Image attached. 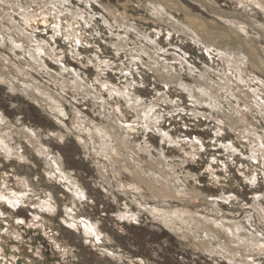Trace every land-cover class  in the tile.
<instances>
[{
  "label": "bare ground",
  "instance_id": "6f19581e",
  "mask_svg": "<svg viewBox=\"0 0 264 264\" xmlns=\"http://www.w3.org/2000/svg\"><path fill=\"white\" fill-rule=\"evenodd\" d=\"M75 1L82 3V7L87 11H94L92 10L93 6L98 10L101 9L100 11L103 10L105 16L100 13L86 14L78 7L73 11L72 6L66 8V5L69 4L67 0H0V49L9 50L13 56L17 51H21L29 59L20 60L18 58L17 64L0 50V85H4L13 94H22L30 102L38 105L45 114L54 118L60 127L75 137L79 147L88 153L87 157L91 156L90 158L96 162L98 175L108 188H115L116 192L118 191L125 197L131 196V201L138 211L133 212L130 205L127 206L126 210L117 216L116 220H119L120 223L138 225L141 222L140 218L146 214L154 224L163 226L176 236L181 241V245L201 252L204 258L219 257L229 264H262L260 260L264 259V237L252 226L250 218L253 215H250V218L245 217L243 222L228 218L219 208L218 200L203 197L193 187L192 189L187 188L188 179L194 177L189 173L180 177L181 174H178L176 170L177 164L168 160L163 148L158 151L157 159H154L150 153L152 147L148 145L149 142L143 141V144L135 145V141H132L133 133L138 134L139 130L131 124L126 125L128 120L123 123L122 118H116L112 113L105 115L104 112L107 110L104 107L106 105L104 99L87 86L86 81L78 77L77 74L69 73L73 76L71 82L64 80L60 74L46 72L44 75L51 78L54 84L60 83L63 91L64 88H67L68 91L72 90V92L82 95L83 98L90 99L93 103L101 101L99 115L104 120L102 123L95 124L90 120H85L76 109L68 108L59 94L40 86L34 80L32 72H43L46 64L44 58L49 57L57 62L52 56L54 53L48 44L38 40L37 31L52 28L53 35L65 33L66 37L71 38L72 43L74 41L78 47L82 43L81 29L84 26H89L92 21H95V16L99 15L103 21L102 24L116 40L113 44L114 51L126 53L132 61L140 62L141 65L155 73L167 88L174 85L180 90L186 91L188 98L194 104L199 107L205 106L211 113L219 117L216 119L218 127L226 125L231 130L238 132V136L242 137L245 142H251L252 159L254 162L262 161V166H264V133L259 135L256 128L244 121V114L241 112L239 104L242 101L244 112L250 113L251 116L254 112L264 123V46L256 47L249 38V33L252 32L253 35L264 40V22L258 20L259 16L264 19V0H229L235 9H238V11L231 12L221 10L214 0H190L193 4L209 10L211 19L201 13H193V10L186 7L180 0H116V4H112L109 0L104 3L102 0ZM134 6L147 11L151 25L167 26V39L172 34L180 35L187 38L195 48L212 60L211 62L214 63V57H216L221 62V70L217 71V75H215L216 80H212L208 72L199 74L198 79L193 81L194 86L178 79L180 77L176 74L175 69L168 66L158 54L162 51L161 39L158 35H163L164 29H156V37L146 34L147 32L139 28L138 24L131 22L133 16L129 12L135 13L138 10ZM114 30L117 32H113ZM152 37L154 38L151 39ZM131 43L137 45L135 49L132 48L133 50L128 48ZM244 53H247L248 62ZM144 57L148 63L144 62ZM178 60L181 62L180 65L185 62L180 58ZM100 65L102 67V64ZM194 70L193 67L189 68L188 74L191 75ZM61 71L67 70L63 67ZM254 73L258 75L256 76ZM259 73L263 75L261 76ZM98 80L101 89H105L109 96L115 95L116 99L124 101L125 108L135 115V124H139L145 136L148 132L156 129L155 124L161 117L156 115L155 110L157 109L154 110V105H146L137 95L135 96L127 89L124 91L111 86L110 83H102L103 80ZM130 86L132 85L127 84V87ZM231 98L236 99L235 106L229 101ZM223 99L228 101L231 112L223 111L221 102ZM118 113L121 114V111L118 110ZM65 119L70 120V127L64 123ZM153 122L155 123L152 125ZM157 132L161 142L172 143L169 134L162 130ZM18 136L30 144L32 151L40 160L44 161L47 166L45 177L50 181L59 182L65 192L72 195L67 194L65 197L69 202L71 200L70 203H73V206H77L78 203L81 205L87 199V193L74 182L69 172L65 171L66 168L61 158L50 156L49 149L41 145L39 133L29 128L17 130L7 118L0 114V154L7 159L27 162V157L21 150L19 151L20 148H18L16 140ZM55 138L61 142L65 141L63 134H55ZM190 146L195 147L193 144ZM232 147L233 145L228 149H232ZM142 154H145L147 158H143ZM125 178H128L129 181H124ZM25 185V183L21 184L20 189L21 187L24 189ZM24 196L16 195L14 191L10 190L5 194L0 190V203L4 201L12 210H16L17 206L22 203L21 197ZM193 198L205 201L209 207L204 208L202 213L190 209V201ZM219 199L220 201L228 200L224 196ZM147 201L153 202V205L146 204ZM174 203L180 206H174ZM36 208L41 211L47 210L48 214H53L56 210L50 201L37 202ZM252 209L264 226V210L260 206H252ZM74 213L73 208L65 207L62 212L63 223L77 231L78 234L75 233L79 238L95 247L104 261L110 260L116 264L123 260L118 252L111 250L114 243L110 237L103 235L98 224L88 218L80 219ZM0 216H2L1 210ZM46 247L49 252L52 250L56 255L58 252L63 257L67 255L65 247L57 241L51 247ZM2 255L3 253L0 252V258L3 259L0 260V264H18L13 257L8 259ZM13 256L15 255L13 254ZM27 257L32 260L29 264L40 263V260L34 259L32 255ZM139 264H146V262L140 259Z\"/></svg>",
  "mask_w": 264,
  "mask_h": 264
},
{
  "label": "rangeland",
  "instance_id": "374dc122",
  "mask_svg": "<svg viewBox=\"0 0 264 264\" xmlns=\"http://www.w3.org/2000/svg\"><path fill=\"white\" fill-rule=\"evenodd\" d=\"M105 1L102 0L103 3ZM109 1L112 4H116V0ZM180 1H183L186 7L193 10V13H201L207 18H212L209 10L193 4L190 0ZM67 2L70 5L67 4L66 8L72 6L73 11L78 7L85 11L86 14L100 13V15L105 16L103 10L100 11L101 9L98 10L94 6L92 9L94 11H87L82 7V3H78L75 0H67ZM214 2L225 12L238 11L229 0H214ZM134 8L138 9V6H134ZM129 14L133 16V21L131 22L138 24L139 28L147 32L146 34L153 36L156 34V29H164L163 35H158L161 39L160 47L162 48V51L158 52V54L168 66H172L175 69L176 74L180 77L178 79L182 80V82L184 81L183 83L186 82L194 86L193 81L197 80L205 72L209 73L212 80H216L215 75H217V71L221 70V62L216 57H214V63L211 62L212 60L195 48L187 38H183L180 35L172 34L167 39L166 31L168 27H160L156 24L151 25L150 16H148L145 9L140 8L135 13L129 12ZM175 16L178 18L176 13ZM94 20L89 26H84L81 29L80 32L82 34H79L82 43L78 47H76L74 41L72 43L71 38L66 37L65 33L62 35L57 34V36L53 35L54 31L52 28H48L45 31H37L38 40L48 44V47L54 53L52 56L57 62L49 57L44 58L45 69L43 72H32L34 80L40 86L50 89L55 94H59L66 106L70 109H76L85 120H90L95 124L102 123L104 120L99 115L100 106L102 105L101 101L93 103L90 99L83 98L82 95H78L72 90L68 91L67 88H64L63 91L60 83L54 84L51 78L44 75L46 72L56 75L60 74V77H64V80L71 82L73 76L69 73L77 74L78 77L86 81L87 86L104 99L102 100L105 101L106 105L104 107L107 110L104 112L105 115L112 113L116 118H122L123 123L128 120L129 123L127 122L126 125L131 124L139 130L138 134L133 133L134 138L132 141H135V145H141L143 141L149 142L148 145L152 147L150 153L154 159H157L158 151L163 148L168 160L177 164L178 168L176 170L178 174H181L180 177H183L182 175L186 173L194 177L188 179L189 186L187 185V188L192 189L193 187L203 197H209L210 200H218L219 208L228 218H234L237 221L242 220L243 222L245 217L250 218V215H253L250 218V222L256 231L264 237V226L252 209V206H260L264 210V166H262V161L254 162L252 159L251 142H245L242 137L238 136V132L231 130L226 125L218 127L219 124L216 119H219V117L211 113L205 106L201 105L199 107L194 104L188 98L186 91L184 92L174 85L167 88L160 82L155 73L141 65L140 62L132 61L131 57L126 53L114 51L113 44L116 40L112 38L105 25L102 24L103 21L99 15L95 16ZM258 20L264 22L261 16L258 17ZM113 32L117 31L114 30ZM249 38H251L252 44L256 47L264 46V40L253 35L252 32L249 33ZM136 47V44L131 43L128 48L135 49ZM240 49L245 52L242 48ZM1 51V53L6 54L8 58L17 64L19 62L18 58L20 60L23 58L29 60L21 51H17L14 56L9 50ZM244 55H246L248 62L247 53H244ZM177 58L184 60V64L180 65L181 62H178ZM144 59V62L148 63L146 57ZM99 63L102 64V67H100ZM63 67L67 71L62 72ZM192 67L195 70L189 75V68ZM259 75L262 76L263 74L259 73ZM97 79H99L98 81H105H102V83H110L111 86L121 90H129L148 106L154 105V110L157 109L155 110L156 115L161 117L155 124L156 129L148 132L146 134L148 137H146L139 124H135V115L128 108H125L124 101L116 99L115 95L113 97L109 96L105 89H101L102 87L98 84ZM127 84L132 86L127 87ZM233 99L231 98L229 101L235 106L237 104L236 99ZM221 102L223 111L231 112L228 101L223 99ZM239 104L240 110L244 114V121L256 128L259 135H262L264 133V123L259 119V116L254 112L252 116L250 113L244 112L243 102L240 101ZM118 110L121 111V114L118 113ZM0 112L17 130L29 128L39 133L41 145L49 149L50 156H59L61 158L66 168L65 171H68L74 182L79 184L80 188H83L87 193V199L81 205L78 203L77 206H73L74 204L70 203L71 200L69 202L68 198L65 197V195L70 193H66L59 182L50 181V179L48 180L45 177L47 166L44 161L40 160L36 153L32 151L30 144L18 136L16 140L18 148H20L19 151L21 150L27 157V162L7 159L0 154V190L5 192V194L10 190L14 191L16 195H25L21 197L23 199H21L22 201L20 200L22 203L17 206L16 210H12L8 203L4 201L0 203L2 213V216H0V248L2 250L0 249V252L6 258L11 259L13 257L18 264H29L32 262L27 257L28 255L40 260L39 264H115L110 260L104 261L95 250V247L83 241L77 235V231L63 223L62 212L67 207L73 208L74 215L78 218H88L93 223L98 224L103 235L111 238L112 243H114V247H110L111 250L118 252L123 259L116 264H139L140 259L147 264V260L151 261L153 257L149 252L146 253V245L148 250L153 253L161 251V246L163 245L162 251L164 252L162 256L165 264H186L183 261L182 263L181 261H177L178 263L175 261V256L184 257V255L190 257L188 260L189 264L192 261L200 262L197 264H229L223 258H204L201 252L184 247L176 236L168 232L163 226L154 224L146 214L140 218L139 221L141 222L139 225L120 223L119 220H116L117 216L122 214L129 205L133 212L138 211V208L131 201V196L125 197L118 191L116 192L115 188H108L98 175L95 166L96 162L90 158L91 156L87 157L86 154L88 153L82 147H79L74 136L68 134L64 128L55 122L54 118L45 114L38 105L30 102L28 98H25L20 93H11L4 85H0ZM64 121L70 127V120L65 119ZM158 130L169 134L172 143L161 142ZM55 134L65 135V141L57 140ZM191 144L195 147L192 148ZM232 145V149H228ZM141 156L147 158L145 154ZM127 180L129 181L128 178H125L124 181L127 182ZM215 180H218L219 183ZM24 183L26 187L24 189L21 187L22 191H20V185ZM222 196L228 200L220 201L219 198ZM41 201L53 203L56 209L55 213L48 214L47 210L41 211L37 209V202ZM147 202L146 204L153 205V202ZM173 205L180 206L176 203ZM190 205V209L198 210L201 213L204 208L209 207L205 201L203 202L199 198H193L190 201ZM247 227L250 229L249 226ZM154 228H161L162 233L158 234ZM129 239H134L135 242ZM164 240H170L174 247L176 245L177 251L170 253ZM55 241L65 247L66 256L63 257L59 252L56 255L52 250L49 252L46 246L51 247ZM153 243L163 244L154 247ZM24 253L26 255H21ZM164 254H166L165 257ZM260 263L264 264V259H261Z\"/></svg>",
  "mask_w": 264,
  "mask_h": 264
},
{
  "label": "flooded vegetation",
  "instance_id": "af4514ba",
  "mask_svg": "<svg viewBox=\"0 0 264 264\" xmlns=\"http://www.w3.org/2000/svg\"><path fill=\"white\" fill-rule=\"evenodd\" d=\"M133 225H135V224H133ZM139 225V224H138ZM155 229V231L159 234V233H162V229L161 228H154ZM132 238V237H131ZM129 240H131L132 242H135V240L134 239H129ZM165 241V240H164ZM166 243L165 244H167V246H168V248H169V252L170 253H175V251H177L176 250V245H175V247L173 246V243L170 241V240H168V241H165ZM163 243H160V244H157V243H153V245H154V247H158V246H160V245H162ZM163 246V245H162ZM162 246H161V251H158V253H157V251L156 252H152V251H150V250H148V246L146 245L145 246V251H146V253L147 252H149L150 254H152V259H151V261H149V260H147L148 261V264H165L164 263V258H163V252L164 251H162ZM165 246V245H164ZM165 255L166 254H164V257H165ZM176 257V263H178V262H180L181 261V263H182V261L183 262H186V264H189V258L190 257H187L186 255H184V257L182 256V257H178V256H175ZM170 258H173V257H170ZM178 261V262H177ZM197 263H200V262H198V261H192L191 262V264H197ZM182 264H185V263H182Z\"/></svg>",
  "mask_w": 264,
  "mask_h": 264
}]
</instances>
